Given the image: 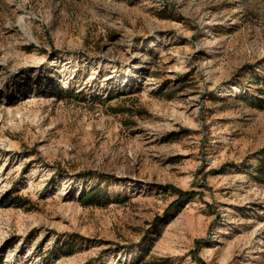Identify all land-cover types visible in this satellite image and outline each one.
Wrapping results in <instances>:
<instances>
[{
  "label": "rangeland",
  "instance_id": "374dc122",
  "mask_svg": "<svg viewBox=\"0 0 264 264\" xmlns=\"http://www.w3.org/2000/svg\"><path fill=\"white\" fill-rule=\"evenodd\" d=\"M263 89L264 0H0V264H264Z\"/></svg>",
  "mask_w": 264,
  "mask_h": 264
},
{
  "label": "trees",
  "instance_id": "16d2710c",
  "mask_svg": "<svg viewBox=\"0 0 264 264\" xmlns=\"http://www.w3.org/2000/svg\"><path fill=\"white\" fill-rule=\"evenodd\" d=\"M261 95H264V89H263V91H261ZM259 170L260 171H258V172L260 174L261 173H264V164H262V165L259 166ZM170 189H171L172 192H174V193H176L178 195V197H179L180 200L181 199H184V198H191V197H193V193H189L188 191H182V190L176 189L174 187H170ZM95 192H97V190L94 189L88 195H91V197H94L95 195L97 196L98 195L97 194L98 192L97 193H95ZM93 194H94V196H93Z\"/></svg>",
  "mask_w": 264,
  "mask_h": 264
},
{
  "label": "bare ground",
  "instance_id": "6f19581e",
  "mask_svg": "<svg viewBox=\"0 0 264 264\" xmlns=\"http://www.w3.org/2000/svg\"><path fill=\"white\" fill-rule=\"evenodd\" d=\"M233 89H235V88H233Z\"/></svg>",
  "mask_w": 264,
  "mask_h": 264
}]
</instances>
